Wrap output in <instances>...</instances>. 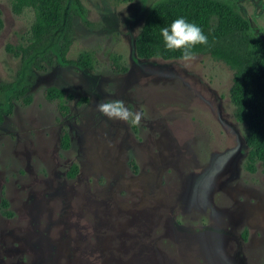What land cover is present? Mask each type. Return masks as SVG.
I'll return each mask as SVG.
<instances>
[{"label":"rangeland","instance_id":"1","mask_svg":"<svg viewBox=\"0 0 264 264\" xmlns=\"http://www.w3.org/2000/svg\"><path fill=\"white\" fill-rule=\"evenodd\" d=\"M153 1L81 0L85 20L72 17L65 58L86 52L88 69L46 44L7 50L29 45L32 13L0 0V82L21 79L30 95L0 121L10 213H0V264H264V173L244 168L231 69L201 53L187 64L136 57ZM236 5L264 40V0ZM48 86L64 93V116L44 98ZM113 100L141 111L140 125L97 111Z\"/></svg>","mask_w":264,"mask_h":264},{"label":"trees","instance_id":"2","mask_svg":"<svg viewBox=\"0 0 264 264\" xmlns=\"http://www.w3.org/2000/svg\"><path fill=\"white\" fill-rule=\"evenodd\" d=\"M11 9L19 13L29 8L32 22L29 27V45L15 49L6 46L13 54H23L36 45L46 44L61 63L74 64L91 69L88 53L80 52L75 60L65 58L70 43L72 17L85 20V8L81 0H10ZM183 17L198 25L208 37V46L197 45L195 53L208 54L222 61L231 69V83L228 88L229 100L233 106V118L244 126L246 153L244 168L254 171L259 163L264 173V41L252 32L249 22L243 17L236 0H154L148 7L142 24L133 38L136 57L148 59H179V51L165 48L161 29ZM111 69L123 72L125 68L116 64V57L110 60ZM27 87L21 79L0 82V121L10 114L13 102L22 106L30 101ZM46 100H54L61 116L67 113L64 93L48 86L43 90ZM59 145L68 147V134L60 126ZM134 169V165L132 164ZM76 166L71 165L67 175L72 177ZM0 213L10 215L7 202L0 198Z\"/></svg>","mask_w":264,"mask_h":264},{"label":"clouds","instance_id":"3","mask_svg":"<svg viewBox=\"0 0 264 264\" xmlns=\"http://www.w3.org/2000/svg\"><path fill=\"white\" fill-rule=\"evenodd\" d=\"M164 46L169 51H179L180 59L187 64L196 59L194 49L197 45L208 46V37L195 23L185 18L175 19L169 27L161 29ZM97 111L111 120H120L133 126L140 125L143 119L141 111H132L120 100L103 101L97 104Z\"/></svg>","mask_w":264,"mask_h":264},{"label":"flooded vegetation","instance_id":"4","mask_svg":"<svg viewBox=\"0 0 264 264\" xmlns=\"http://www.w3.org/2000/svg\"><path fill=\"white\" fill-rule=\"evenodd\" d=\"M244 17V16H243ZM246 18V17H245ZM247 19V18H246ZM247 21L249 22V24H250V27H251V29H252V26H251V23H250V20L249 19H247ZM252 32H253V30H252ZM254 33V32H253ZM255 34V33H254ZM255 35H257V34H255ZM258 37H260L259 35H257ZM264 41V40H263Z\"/></svg>","mask_w":264,"mask_h":264}]
</instances>
